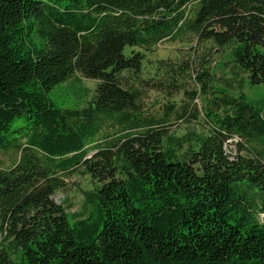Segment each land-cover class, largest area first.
Instances as JSON below:
<instances>
[{"label": "trees", "instance_id": "obj_1", "mask_svg": "<svg viewBox=\"0 0 264 264\" xmlns=\"http://www.w3.org/2000/svg\"><path fill=\"white\" fill-rule=\"evenodd\" d=\"M186 34L211 47L147 58ZM76 72L94 93L62 107L50 93ZM185 77L184 106L141 112V83ZM246 84L264 85V0H0V154L17 157L0 159V264H264V109ZM198 99L207 129L172 134ZM77 173L84 218L53 199Z\"/></svg>", "mask_w": 264, "mask_h": 264}, {"label": "rangeland", "instance_id": "obj_2", "mask_svg": "<svg viewBox=\"0 0 264 264\" xmlns=\"http://www.w3.org/2000/svg\"><path fill=\"white\" fill-rule=\"evenodd\" d=\"M192 34H186L182 39L172 41L165 40L153 48L152 51L145 52L148 59H162L169 58L172 62H179V60H186L191 52L192 47H198V53L201 54L211 47L210 43H205L201 46ZM197 56V51L194 52ZM216 71L219 77L227 73L224 63L230 59V50L226 52H216ZM196 59V58H195ZM215 64V63H214ZM229 73V72H228ZM188 76V75H187ZM97 81L83 76L80 72H76L67 82L56 86L50 93L51 98L62 107H77L83 106L86 100L94 93ZM178 91H155L151 90L143 82L140 85L141 98L140 110L146 114L158 113L167 101L176 102L179 107L187 103L185 90H192L196 88L194 79L185 77L179 81ZM236 93V92H235ZM244 93L250 103H258L264 109V85H250L246 84ZM203 104L199 99L196 101L197 110L196 117L192 118L191 122L176 123L172 129V134L183 135L189 132H203L207 129V123L203 115ZM194 108V107H193ZM189 112V111H188ZM194 112L191 109L189 113ZM231 156L235 154L234 146L229 149ZM15 154H0V159L3 161L4 167H11L16 162ZM65 187L63 190L54 194L53 199L56 203L63 205L70 216H77L84 218L88 215L89 208L84 205V197L82 190H88L91 187L88 176L77 173L65 178Z\"/></svg>", "mask_w": 264, "mask_h": 264}]
</instances>
